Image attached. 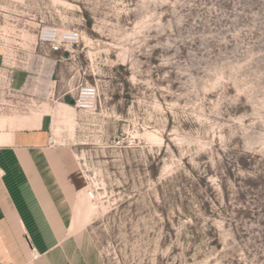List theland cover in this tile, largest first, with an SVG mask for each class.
Here are the masks:
<instances>
[{
    "label": "rangeland",
    "instance_id": "rangeland-1",
    "mask_svg": "<svg viewBox=\"0 0 264 264\" xmlns=\"http://www.w3.org/2000/svg\"><path fill=\"white\" fill-rule=\"evenodd\" d=\"M46 26L81 40L49 51ZM0 50V121L70 150L101 264H264V0H0Z\"/></svg>",
    "mask_w": 264,
    "mask_h": 264
},
{
    "label": "crops",
    "instance_id": "crops-1",
    "mask_svg": "<svg viewBox=\"0 0 264 264\" xmlns=\"http://www.w3.org/2000/svg\"><path fill=\"white\" fill-rule=\"evenodd\" d=\"M7 60L0 50V76ZM26 72L8 70L13 90L27 87ZM45 121L17 127L0 121V264H101L95 252L79 246L86 243L80 231L73 234L83 178Z\"/></svg>",
    "mask_w": 264,
    "mask_h": 264
},
{
    "label": "built area",
    "instance_id": "built-area-1",
    "mask_svg": "<svg viewBox=\"0 0 264 264\" xmlns=\"http://www.w3.org/2000/svg\"><path fill=\"white\" fill-rule=\"evenodd\" d=\"M81 40L80 32L75 29H60L46 26L39 31V42L52 52L69 51ZM97 87L92 84L82 85L73 100V106L79 110H90L96 105Z\"/></svg>",
    "mask_w": 264,
    "mask_h": 264
},
{
    "label": "bare ground",
    "instance_id": "bare-ground-1",
    "mask_svg": "<svg viewBox=\"0 0 264 264\" xmlns=\"http://www.w3.org/2000/svg\"><path fill=\"white\" fill-rule=\"evenodd\" d=\"M72 223H73V226H74V225L76 226V223H75V220H74V219H73V222H72Z\"/></svg>",
    "mask_w": 264,
    "mask_h": 264
}]
</instances>
